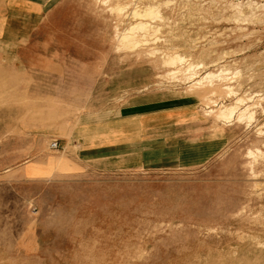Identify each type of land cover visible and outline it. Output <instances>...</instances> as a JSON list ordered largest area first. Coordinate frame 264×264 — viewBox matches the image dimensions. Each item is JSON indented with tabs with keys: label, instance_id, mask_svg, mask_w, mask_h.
<instances>
[{
	"label": "rangeland",
	"instance_id": "1",
	"mask_svg": "<svg viewBox=\"0 0 264 264\" xmlns=\"http://www.w3.org/2000/svg\"><path fill=\"white\" fill-rule=\"evenodd\" d=\"M19 53H0V264H264V0H58L27 63L1 59ZM139 101L195 112L174 131L213 154L102 171L62 147Z\"/></svg>",
	"mask_w": 264,
	"mask_h": 264
},
{
	"label": "crops",
	"instance_id": "2",
	"mask_svg": "<svg viewBox=\"0 0 264 264\" xmlns=\"http://www.w3.org/2000/svg\"><path fill=\"white\" fill-rule=\"evenodd\" d=\"M57 1L0 0V53L21 51L11 61L3 55V63H27L22 51ZM186 108L139 101L122 115L76 125L62 147L77 164L102 171L199 165L213 154L211 148L174 131L198 121Z\"/></svg>",
	"mask_w": 264,
	"mask_h": 264
},
{
	"label": "bare ground",
	"instance_id": "3",
	"mask_svg": "<svg viewBox=\"0 0 264 264\" xmlns=\"http://www.w3.org/2000/svg\"><path fill=\"white\" fill-rule=\"evenodd\" d=\"M148 8V11L146 10L144 13H142V12H140V10H138V9H135L134 10V14H137V15H155V14H158V11H156L157 9H155L153 6H150V8H149V6L147 7ZM146 8V9H147ZM157 13H156V12ZM146 27V22L144 23V22H137V23H135V24H132L131 26H129L122 34H121V36H120V41H121V43H123L124 45H129V44H135V41H134V33H137L136 31L137 30H141L143 27ZM144 27V28H145ZM143 28V29H144ZM175 57L174 58H172L173 60H171L172 62H176V61H182V59H183V57L182 56H179V55H174ZM171 58V57H170ZM169 60V61H170ZM188 69V68H187ZM186 69V70H187ZM189 69H190V67H189ZM188 69V70H189ZM221 70V69H220ZM172 72H174V71H172ZM222 73H224V72H222ZM218 75H220V74H214V73H211V72H207V73H205V75H203V77H202V79H207V80H209V81H212L213 80V78H216ZM206 80V81H207ZM201 82V80H198V83H200ZM240 98V97H239ZM238 98V99H239ZM242 100V99H241ZM241 100H239V101H241ZM237 101V100H236ZM238 102V101H237ZM237 102H235V103H237ZM234 103V104H235ZM235 108V105H229V106H225L224 108H220V110L218 111V113H217V118H221V119H228V120H230V118H232V116L235 114V112H237L238 111V109H239V107H238V109H236ZM244 109V108H243ZM241 110L238 114L239 115H237L239 118H243V116H244V114H245V111H246V113L248 112L247 110H246V108L244 109V110ZM212 110H209L208 112H211ZM248 114V113H247ZM248 116L250 117V114H248ZM245 117V116H244ZM248 117V118H249ZM251 118V117H250ZM253 118V117H252ZM246 119V118H245ZM250 121V120H249ZM250 154H252V152H250Z\"/></svg>",
	"mask_w": 264,
	"mask_h": 264
},
{
	"label": "built area",
	"instance_id": "4",
	"mask_svg": "<svg viewBox=\"0 0 264 264\" xmlns=\"http://www.w3.org/2000/svg\"><path fill=\"white\" fill-rule=\"evenodd\" d=\"M50 147L53 148V149H54V148H57V147H58V142H57V140H52L51 143H50Z\"/></svg>",
	"mask_w": 264,
	"mask_h": 264
}]
</instances>
